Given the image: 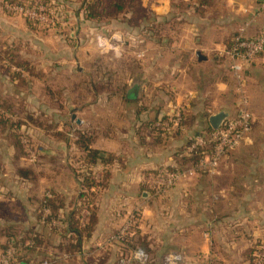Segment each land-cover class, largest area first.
I'll list each match as a JSON object with an SVG mask.
<instances>
[{"label": "crops", "instance_id": "obj_1", "mask_svg": "<svg viewBox=\"0 0 264 264\" xmlns=\"http://www.w3.org/2000/svg\"><path fill=\"white\" fill-rule=\"evenodd\" d=\"M143 1L144 8L151 14L150 21L160 27L154 32L140 27L135 31L118 33L123 39L121 49L119 53L109 51L118 54L119 59H128L132 53L137 60L135 77L127 79L126 76L124 79L120 97L122 110L116 131L110 127L115 125L111 122L108 131H104V126L100 128L94 124L91 128L102 134L101 138L93 141L92 148L110 159L109 163H99L95 167V175L104 181L103 189L93 192L92 197L96 224L92 233L82 239L80 248L69 254H65L64 247L71 243V238L69 240L68 236L54 234L52 247L40 260L50 257L51 264H115L121 252V239L118 236L129 226L131 235L149 237L151 240L149 246L152 253L148 254L153 259L150 260L151 264H163L170 252L181 253L186 264H250L253 249L260 243L264 244V153L261 159H251L244 164L238 158L230 159L236 155V149L230 151L221 159L215 171L202 169L195 175L188 173L163 197L146 193L144 184L150 172L178 165L179 152L183 149L188 152L190 138L203 134L206 128L211 127L210 115L225 111L228 120L239 119L246 108L251 114V134L256 131L257 120L264 119V114L251 110V103L259 99L253 96L256 93H252L251 89L255 85L261 86L258 77L264 74V50L256 60L244 67L240 78L233 73L231 60L226 55L239 32L243 31L249 38H256L263 32V0ZM4 3V0H0V5ZM1 19L0 51L17 48L19 55L27 52L23 50L24 36L19 30L16 31L22 27L21 20L10 15ZM9 26L14 33L10 30L8 32L11 34L8 35L6 29ZM3 30L6 35H3ZM114 34L117 33L112 32L107 36L116 40ZM47 43L39 41L38 45L42 46L40 61L43 60V63L34 69V73L24 66L0 60V115L6 121L0 138L9 135L6 144L0 146V217L3 208L13 215L22 213L25 230L40 233V236L46 235L41 231L44 228L41 224L44 223L38 219L37 212L46 196L40 191L33 194L29 191L34 175L26 177L20 174L21 168H34L40 163H30L25 159L24 147L21 152L10 135L20 131L34 132L42 138L43 147L47 149L49 146L61 155L68 147L62 141L65 136L63 125L76 122V129L90 125L84 119V113L89 110L75 107L74 97L70 101L73 102L72 113L66 118L59 105L61 92L50 96L31 88L27 93L16 89L21 83L28 86L34 83L41 89L49 88L48 83L52 81L46 76L50 72L58 81L64 73H70V80L79 74L82 68L77 66L78 63L60 64L64 50L58 49V44L54 49L52 45L46 47ZM1 44H5L4 47ZM143 53L144 57L147 53L144 60ZM50 58L54 63H50ZM46 60L49 62L47 66L44 63ZM73 67L78 71L72 72ZM159 70L163 72L162 75L159 72L155 74ZM34 76H38V80ZM54 85H57V81ZM134 85L139 86L140 97L127 98L128 89ZM158 90H162L161 94ZM48 98L56 104L52 111L47 107ZM103 99L106 102V98ZM179 105L184 106V118L186 116L191 122H184L176 133H170L157 142L146 123L169 118ZM16 106L23 109L26 118L20 117ZM96 114L102 121L117 118L111 107H105ZM48 116H52L53 120L47 123ZM30 121L35 122L38 128H32ZM144 129L147 134H143ZM251 134L244 145L252 143ZM21 142L24 145L23 136ZM70 146V150L73 147L80 150L77 146ZM206 154L207 151L202 153L198 161L207 157ZM197 162L190 160L184 167ZM69 166L65 165L67 168ZM67 173V169L59 172L60 177L68 176ZM69 173L72 177L70 182L66 179L64 184L57 180L58 185L55 186L58 205L59 202L62 205L53 219L64 226L68 225L71 211L80 203L78 180L73 173ZM36 180L38 186L44 183L39 177ZM16 201H19L21 212L13 209ZM48 210L51 215L52 210ZM83 210L90 213L89 209H82L81 217ZM5 225L12 229L7 234L0 233V256L4 247L14 241L12 238H17L13 229L16 227L0 218V229ZM136 225L138 234L136 229H132ZM32 244L29 243L30 246ZM36 252L35 249L33 252L22 249L23 262L28 263L30 258L36 257Z\"/></svg>", "mask_w": 264, "mask_h": 264}, {"label": "rangeland", "instance_id": "obj_2", "mask_svg": "<svg viewBox=\"0 0 264 264\" xmlns=\"http://www.w3.org/2000/svg\"><path fill=\"white\" fill-rule=\"evenodd\" d=\"M65 0H51V5L49 4H40L37 8H43L42 15L40 19H32V17L26 16L24 12H20L19 9L6 8L4 4L0 5V23L2 21V16H12L14 18H18L21 20L22 27L21 29H16L22 33L24 36L23 43L24 47L23 50L27 51L24 52V54H20V57L23 60L29 61L30 65L34 66V68L39 67V64L43 63L40 61V55L39 53L42 51V46L38 45L39 41H46L48 42L46 44V47H49L52 45V48L54 49L56 47V44H58V49L64 50L62 62L60 64L66 65L68 63L77 64L79 66L80 71L78 75H74L73 79L70 80L69 75L70 73H64L62 79L58 81L57 79H54L53 73H48L49 76H46V79H48L49 82L48 86L49 88L43 87L42 89L39 86H36L34 83L31 84V86H28L27 84H18V87L16 88L18 91L28 92V90H34L37 93L41 92L45 93L46 95L54 96V93L61 92L60 100L61 103L59 104L62 113L65 115L66 118L70 116L71 108H73L72 103L70 102L71 99L74 97L75 107H78L79 109H88L89 111H86L84 113V119H86L87 122H90L89 127L79 126V129L77 127L76 122L70 123V125H63V134H65V137L62 138V141L64 143L68 144L67 149L61 152V155L58 152V150H55L51 147H43L42 138H40L36 133H28L20 131L21 137L23 136L24 139V158L27 159L30 163L38 164L39 166L32 168V171L35 172L32 176V187H30V192L37 193L38 191L44 193V196L50 197L53 192H55V186H57V180L61 181L65 184L66 179L70 182V179L72 178L70 176V173H73L75 178L78 180L79 190H82V185L80 180L82 179V173L84 171L83 168V162H84V152L81 150H77L75 147L70 150V145H75V140L78 137V130L81 131H91V128L94 127V125L103 128L104 131H108L110 127L116 131V128L118 126L116 124H119L118 116L119 113H121V95L124 85V79L127 76L128 78L135 77V67L137 60L134 59L132 53L131 57L128 59H119L118 54H115L113 52L110 53H101L100 49L97 48V33L99 34H105L106 36L108 34L112 35V32L119 33V32H126L128 30H132L134 27V23L128 22L126 20L125 15L120 17L122 19L121 21L118 19H114V21L111 22H105L100 24L95 23H88L86 20L81 19L80 21H76L75 18L76 15L74 14L75 6H77V3H72L73 1H67ZM56 2H61L60 4H57ZM146 9V8H145ZM143 9L145 14L150 16L151 14L146 9ZM143 12V13H144ZM140 13H136L135 17H137L138 20H140ZM29 18H31L29 20ZM150 19V17H149ZM36 20V21H35ZM38 20V21H37ZM113 20V19H112ZM31 21V22H30ZM37 22V23H35ZM139 22V21H138ZM8 26V25H7ZM6 27V26H5ZM159 25L155 26L154 29L158 30ZM11 30V31H10ZM7 34H11L10 32L14 33V30L9 26V29L7 30ZM10 31V32H8ZM103 32V33H102ZM3 35H6L3 30ZM19 39V38H15ZM94 40V43H93ZM3 42H6L4 40H1ZM3 47L5 44H1ZM127 53V52H126ZM43 57V55H42ZM143 60L146 59V56L144 57L143 53ZM115 58V60L113 59ZM51 59V58H50ZM127 60V61H125ZM50 63H54L53 60H50ZM56 61V60H55ZM61 59L58 61L60 62ZM57 62V63H58ZM47 63L46 66L49 64V62L46 60ZM78 68V67H77ZM29 71V70H27ZM78 70L76 67H73L72 72H77ZM30 72V71H29ZM35 71H31L30 73H34ZM70 72V71H69ZM162 75L163 72L161 70L155 72V74ZM73 73V74H74ZM134 73V74H133ZM36 80H38V76H34ZM107 78V79H106ZM259 81H261L260 85H255L251 90L253 96L255 98H259L254 100L251 105V110H254L257 114H264V74H259ZM44 81V78H43ZM55 81H57V85L55 84ZM44 83V82H43ZM154 88V87H153ZM152 90V88H151ZM161 94L162 90H158ZM154 91L150 92L149 94H153ZM25 93V94H26ZM245 95L248 96V94L245 91ZM110 96V98L108 97ZM242 96V95H241ZM230 99L231 96L229 95ZM70 98V99H69ZM106 98V102L105 99ZM228 98V97H227ZM56 104L54 101L50 98H48V104L47 107L49 110H54ZM105 107H111L112 111H115L117 118L112 121V119H99L100 117L97 116L96 113H99L102 111ZM15 110H17L20 113L21 118H26L24 115L25 112H23V109L18 108V106L15 107ZM1 112V111H0ZM88 112V113H87ZM3 113L5 111L3 110ZM52 117V116H51ZM48 116L46 119V122H51L53 118ZM99 117V118H98ZM263 117V116H262ZM50 118V119H49ZM259 119V118H258ZM37 121L38 118L36 119ZM231 120V119H230ZM29 121V120H28ZM202 122V120H200ZM43 122V120H42ZM115 124V125H110ZM184 122L187 124L191 122V119H183V126ZM109 123V124H107ZM94 124V125H93ZM110 125V127H108ZM30 126L33 128H38V125H36L35 122L30 121ZM256 131L255 132H249L248 134L243 136V140L240 141L239 145L234 148L236 149L235 156L230 157V159L238 158L240 159L244 164L245 162L249 160H255V159H261L263 157V151H264V133H262V130H264V119L257 120L256 123ZM4 125L0 123V133L4 129ZM179 128L178 130H180ZM102 130V129H101ZM120 130V128H119ZM145 130V129H144ZM178 130L171 131L176 132ZM150 131V130H149ZM143 134H147V131H143ZM251 134L252 138V146L248 147L249 145H244L246 140L249 138ZM95 139L101 138L102 134H95ZM9 135H5L2 138H0V146L5 145L6 141L8 140ZM54 138V135L51 136ZM10 138L13 139L12 135H10ZM244 145V146H242ZM42 147V148H41ZM231 150V151H233ZM238 150V151H237ZM230 152V151H229ZM19 153H21L19 151ZM226 157V156H224ZM223 157V158H224ZM63 162V163H62ZM61 164H63L64 168L61 167ZM71 164V167L69 166ZM69 166L68 168L65 167ZM193 165H190L188 167H184L177 170H186V173H190L189 170H191ZM163 168V167H161ZM159 168V169H161ZM242 168V167H241ZM34 169V170H33ZM61 169H67L68 176L60 177L59 172ZM158 169V170H159ZM243 169V168H242ZM183 172V171H182ZM199 171H192V174H196ZM36 176V177H35ZM37 177H39L40 180L44 181V183H41L40 186H38ZM97 177V176H96ZM183 177V176H182ZM181 177V178H182ZM181 178L170 188L166 190V192L161 195L162 197L169 192L171 189H173L181 180ZM35 180V181H34ZM145 184H148L145 182ZM104 187V186H103ZM101 187L100 189H103ZM149 191L145 190L148 194L153 195L154 190L151 189V187H148ZM160 197V198H162ZM158 198V197H157ZM157 199L153 198V201H156ZM45 202V200L43 201ZM42 202V203H43ZM157 202V201H156ZM62 202H59L61 204ZM62 205V204H61ZM14 210H19L21 212V206L19 205V201H16L14 203ZM40 205L38 207L37 216L39 214ZM5 222H10L13 226L16 228H13L15 230V234L17 236L13 237L14 240L12 244L9 242L8 248L15 247L18 248L20 252H22V247H25L24 245H29L34 243L37 244V256L34 258H30L28 262L31 261H39L43 255L50 249L54 243L55 237L54 234L55 231H50V228L54 229L57 228L58 225H47L41 224L44 226V228L41 230L42 233H44L46 236H40V233L36 232H29L25 230V223H24V216L22 213L18 215H13V213H9L8 210L3 208L1 217ZM51 226V227H49ZM4 228V229H3ZM2 229H0L1 234H7L11 227H7V225L3 226ZM59 228V227H58ZM39 243H38V241ZM6 251V250H4ZM65 254H69L73 251H67V249L64 248ZM46 258V257H45ZM47 260H50L49 258H46ZM157 264V262H155ZM1 264V263H0ZM252 264V263H250Z\"/></svg>", "mask_w": 264, "mask_h": 264}, {"label": "trees", "instance_id": "obj_3", "mask_svg": "<svg viewBox=\"0 0 264 264\" xmlns=\"http://www.w3.org/2000/svg\"><path fill=\"white\" fill-rule=\"evenodd\" d=\"M4 1L5 3H9L11 5H18L30 9L37 8L38 5L40 4L51 5L52 3L51 0H4ZM67 1H73L72 3L74 4L77 3V6H75V10H74V14L76 15L75 18L77 19L76 21H80L81 19H84L89 23H95V24H100L105 22L109 23L111 21H114V19L116 20L118 18L121 21L122 19H120V17L125 15L126 20L128 22H132L135 24L132 31H135L136 29L143 27L144 30H151L154 32L155 30L154 28L155 26H157V24L152 23L149 19V16L145 14L143 10L145 9L143 0H65L64 2L66 3ZM56 3L60 4L61 2H56ZM136 13L141 14L140 20H138L137 17H135ZM30 19L31 18H29V20ZM16 50L17 48L16 49L9 48L0 51V60L5 59L12 64L24 66L30 72L33 71L35 69L34 66L30 65L29 61L23 60ZM156 121L157 119L147 122L146 127L157 138L156 139L157 142H159L162 141L164 138L168 137L170 135V132H166V130L161 126H156ZM0 123L6 126L5 125L6 121L3 119L2 116L0 117ZM214 130L215 129L208 127L204 130L203 133L205 135H209ZM77 132H78V137L75 140V145L81 151L84 152V162H83L84 171L82 173V179L80 180L82 185V190L80 191V196H79L80 203L76 208H74L71 211V215H69L68 217L67 226H62L59 228L55 227L54 229L50 228V231L52 232L55 231L56 232L55 234L57 235L68 236L69 240L71 238V243H68L67 244L68 246L66 245L64 247L65 249H67V251L78 250L80 248L79 246L81 245L82 239L84 237H88L93 231V228L96 224V216L93 210V202H92L93 192L95 193L101 190L100 188L104 186L103 179L97 178L95 175V169H96L95 167L99 163L106 164L110 162V159L104 158L98 150L92 148V143L96 137L95 134H97L96 131L91 130L90 132L88 131L84 132L78 130ZM164 132L166 133L165 135H163ZM12 137H13L12 139L13 142L16 143V145L19 147V149L22 152L23 144L21 142V135L19 133H14ZM63 137L65 136L63 135ZM213 147H214L213 144H208L206 148H199L191 153L186 152L185 149H183L179 152L178 165L173 168L170 166H166V168L177 170L183 168L187 163H189L190 160L191 162L195 163L201 158L202 153H205L206 151L207 153L212 152ZM157 172L158 170H154L150 172V174H156ZM20 174L26 177L28 175H33L32 168H21ZM148 187H149L148 184H144L145 189L149 190ZM56 197L57 194L53 192L50 197H45V202H43L40 206L38 219L40 221H43L45 226L51 225L53 217L56 216L58 213V208L61 204L58 205ZM46 208L52 210L51 215L44 213ZM82 209L90 210V213L88 215V220L84 224L80 223ZM132 229H136L138 234L139 230L137 228V225ZM120 243H121V252L119 257L129 255V253L134 249H143L147 251L149 255H151L152 253L151 247L149 246L151 244V240L149 239V237H144V236L137 237V235H131L130 231L127 234V236L120 241ZM7 247L8 245L4 247V250H7ZM22 248L29 249L30 251L33 252L34 249L35 250L37 249V244L33 243L31 246L25 245V247ZM256 248L253 249L252 251L251 261L253 259V253L255 252ZM16 260L18 264L24 263L23 262L24 259L22 258V254L19 249L16 255ZM150 260L153 259L150 258ZM149 264H151V261L149 262Z\"/></svg>", "mask_w": 264, "mask_h": 264}, {"label": "built area", "instance_id": "obj_4", "mask_svg": "<svg viewBox=\"0 0 264 264\" xmlns=\"http://www.w3.org/2000/svg\"><path fill=\"white\" fill-rule=\"evenodd\" d=\"M6 8L19 9L20 12H24L26 16L32 17V19H40L43 8H24L18 5H11L9 3L4 4ZM264 8V0H263ZM116 40H112L109 36L97 35V46L102 51H109L110 49L116 53H119L123 39L120 34H114ZM264 50V30L256 38H249L243 31L239 32L233 39V45L228 48L226 55L231 60V69L237 78H240L244 67L251 64L258 55ZM184 106H176L171 116L165 120L160 119L156 121V126L163 127L166 132L178 130L182 128L184 119ZM252 121L250 112L244 108L241 118L228 120L224 126L214 130L211 134L205 135L197 134L190 138V143L187 147L188 152H193L199 148H206L208 144H213L212 152H208L204 159H201L197 164L193 165L192 171H199L202 169H208L209 171H215L226 154L236 148L243 136L251 132ZM166 133L164 132L163 135ZM183 171V172H182ZM172 170L163 167L158 170L156 174H151L146 179V183L154 190V194L157 196L163 195L166 190L172 187L182 176L188 174L184 170ZM49 210L45 211V214H49ZM88 211H82L81 222L84 224L88 219ZM52 224L58 225V227L64 226L59 220L52 219ZM127 226L119 234V238L123 240L129 230ZM256 250L253 253L252 264H264V244H258ZM17 249L10 247L4 251L0 256L1 264H18L16 260ZM150 256L143 249H134L129 255L120 256L115 264H148ZM22 264H51L50 260L44 261H31ZM163 264H186L185 258L181 253L170 252L163 261ZM197 264V263H193Z\"/></svg>", "mask_w": 264, "mask_h": 264}, {"label": "water", "instance_id": "obj_5", "mask_svg": "<svg viewBox=\"0 0 264 264\" xmlns=\"http://www.w3.org/2000/svg\"><path fill=\"white\" fill-rule=\"evenodd\" d=\"M127 98L134 99L140 97V89L138 85H134L128 89ZM228 114L225 111L217 112L209 117L210 126L217 130L221 128L228 121ZM147 193V192H146Z\"/></svg>", "mask_w": 264, "mask_h": 264}]
</instances>
